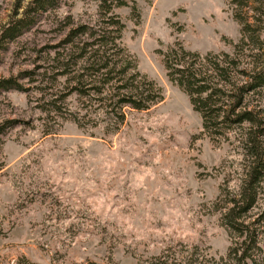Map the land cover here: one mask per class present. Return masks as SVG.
Returning a JSON list of instances; mask_svg holds the SVG:
<instances>
[{"label": "rangeland", "instance_id": "rangeland-1", "mask_svg": "<svg viewBox=\"0 0 264 264\" xmlns=\"http://www.w3.org/2000/svg\"><path fill=\"white\" fill-rule=\"evenodd\" d=\"M28 1L0 0V30ZM111 14L123 23L119 37ZM81 24L89 29L67 42ZM239 36L227 0H127L108 12L97 0H60L5 43L0 78L22 88L0 91V122L19 121L0 134V264L22 255L43 264H235L222 211L250 161L249 124L204 130L163 53L178 44L231 52L227 38ZM125 61L155 82L160 101L119 102ZM246 103L264 127V86ZM246 218L256 225L253 259L264 264V182Z\"/></svg>", "mask_w": 264, "mask_h": 264}, {"label": "trees", "instance_id": "trees-1", "mask_svg": "<svg viewBox=\"0 0 264 264\" xmlns=\"http://www.w3.org/2000/svg\"><path fill=\"white\" fill-rule=\"evenodd\" d=\"M232 7L233 17L240 25L237 40L227 38L233 51H208L200 54L184 48L181 44L168 48L163 53V63L168 79L180 86L187 94L192 108L202 120V127L209 133H220L225 126L248 123L246 128L247 149L250 161L245 168L238 191L227 197L223 206L222 219L234 234L227 254L235 264H256L253 250L257 248L255 222L246 216L255 206L264 182V141L261 139L264 127L261 117L246 103L249 93L259 91L264 86V0H227ZM103 11H111L115 6L126 5L127 0H97ZM60 0H29L19 13L18 4L14 14L0 30V48L40 21L44 12L56 8ZM109 20L115 25V37H119L123 23L113 14ZM89 28L85 24L72 27L66 34L68 42ZM95 36V33H91ZM104 34L98 35L97 48L103 44ZM113 38V37H112ZM246 45L249 46L246 49ZM118 49H123L118 47ZM245 50H248L247 52ZM246 52V53H245ZM244 53L247 61L240 64L238 54ZM199 57L201 59H199ZM104 63L102 66H107ZM117 85L118 100L136 109L149 108L160 101L162 93L156 91L155 82L139 70L132 71L129 61L122 63ZM117 68L113 63V69ZM236 73L240 80H236ZM22 85L15 77L0 78V91L20 89ZM159 89V88H158ZM158 92V95H155ZM15 118L0 122V134L16 125ZM19 264H43L30 261L22 255ZM90 264H97L90 261Z\"/></svg>", "mask_w": 264, "mask_h": 264}]
</instances>
